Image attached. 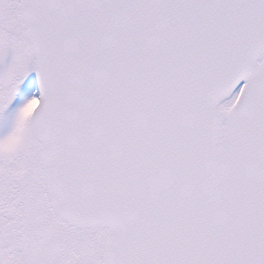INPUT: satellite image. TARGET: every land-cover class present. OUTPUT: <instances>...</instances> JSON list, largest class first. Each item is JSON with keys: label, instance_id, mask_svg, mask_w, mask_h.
I'll return each instance as SVG.
<instances>
[{"label": "snow or ice", "instance_id": "1", "mask_svg": "<svg viewBox=\"0 0 264 264\" xmlns=\"http://www.w3.org/2000/svg\"><path fill=\"white\" fill-rule=\"evenodd\" d=\"M0 264H264V0H0Z\"/></svg>", "mask_w": 264, "mask_h": 264}]
</instances>
